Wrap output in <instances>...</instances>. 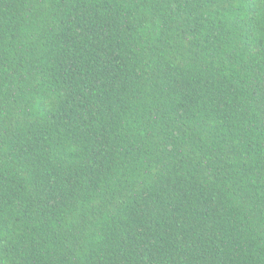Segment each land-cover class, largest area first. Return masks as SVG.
I'll return each instance as SVG.
<instances>
[{
	"label": "trees",
	"instance_id": "trees-1",
	"mask_svg": "<svg viewBox=\"0 0 264 264\" xmlns=\"http://www.w3.org/2000/svg\"><path fill=\"white\" fill-rule=\"evenodd\" d=\"M0 264H264V0H0Z\"/></svg>",
	"mask_w": 264,
	"mask_h": 264
}]
</instances>
